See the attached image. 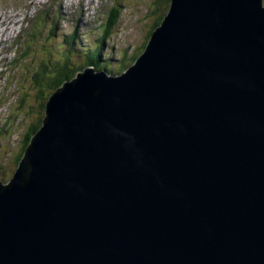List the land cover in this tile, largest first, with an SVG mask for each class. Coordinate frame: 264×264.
<instances>
[{
    "label": "water",
    "instance_id": "water-1",
    "mask_svg": "<svg viewBox=\"0 0 264 264\" xmlns=\"http://www.w3.org/2000/svg\"><path fill=\"white\" fill-rule=\"evenodd\" d=\"M131 68L46 104L0 264H264V7L170 0Z\"/></svg>",
    "mask_w": 264,
    "mask_h": 264
},
{
    "label": "rangeland",
    "instance_id": "rangeland-1",
    "mask_svg": "<svg viewBox=\"0 0 264 264\" xmlns=\"http://www.w3.org/2000/svg\"><path fill=\"white\" fill-rule=\"evenodd\" d=\"M261 1L264 7V0ZM167 8L169 5L164 3L159 6L157 0H0V33L5 36V38L0 37V48H4V52L8 51L10 44L13 47L16 44L12 42L14 34L20 37L18 39L20 43L26 41V36H22L23 32H20L26 23L23 24L22 21L18 22L19 19L16 20L17 13L26 12L29 23H38V20L42 19L45 21L44 35L38 41H32V44L26 42L21 50H9L10 55L4 52L0 53V184L8 185L14 176L29 146L22 153L26 136L30 134L28 143L30 144L34 136L42 129L45 116L42 106L40 107L41 103L47 104L48 99L63 84H69L76 79L77 74H82L85 70L90 69H81L71 80L63 82L51 95L43 90L41 94L43 97L40 96L38 100L32 99L28 103L29 105L26 103L22 105L18 99V105L15 106L14 101L21 96L24 97L27 94L29 97L35 98L34 89L36 87L31 85L30 80L33 74L38 73L42 62L49 63L48 66L52 70L55 69L52 67L56 64L68 69L78 68L77 65L83 59L81 64L85 65V58L80 54L73 55V62H64L62 59V53L65 50L63 37L72 34L75 38L74 51L81 53L82 45L84 49H91L90 38L95 46L101 43L102 36H106L102 57H108L109 68L114 70L112 74L114 76L119 72L115 70L117 66L122 65L128 68L135 64H130V60L142 53L155 19L159 15L165 14L169 10ZM45 9H50V12L46 11V17L44 16ZM111 16L118 19L112 22ZM10 19L11 22L17 21L12 25L13 28L8 24ZM1 23H5L13 31L7 35ZM31 27L33 29L40 28L37 25H31ZM51 27L54 28L53 35L49 33ZM108 27L109 31L106 35ZM77 37L80 38L81 43L76 41ZM11 54H15L14 58L11 57ZM121 56L126 57L123 59V63ZM12 59L13 63L10 62ZM8 63H11L10 66L15 69H9ZM32 71L35 73L31 74ZM24 74L27 76L24 77ZM47 74L50 76V71H47ZM4 85H8V93L5 90L4 92L6 95L12 94V101H3L5 98H2L1 92L3 93ZM47 89L45 88V90ZM28 110H30L29 114H27Z\"/></svg>",
    "mask_w": 264,
    "mask_h": 264
},
{
    "label": "trees",
    "instance_id": "trees-1",
    "mask_svg": "<svg viewBox=\"0 0 264 264\" xmlns=\"http://www.w3.org/2000/svg\"><path fill=\"white\" fill-rule=\"evenodd\" d=\"M158 5L162 6L164 3H166V5L170 4V0H157ZM168 9V8H167ZM167 13V11H166ZM166 13L159 15L154 22L153 27L151 28V30L149 31V35H148V40L151 38V36L153 35L154 31L156 30V28L162 23ZM111 21L114 22V20L116 21V19L114 16H111ZM110 26V24L108 25ZM111 29V26H110ZM107 31H109V27L106 30V35H107ZM53 33V30L51 31L50 34ZM106 38V36H102V40L101 43L99 45H95L92 47L91 50H89L91 53L89 54H83L84 58H85V65H82L81 62L84 60H80V64L77 65L78 68L75 69H68L65 67H59L57 64L54 65L52 68H55L54 70H52L47 62H42L41 65L39 66V70L37 71L38 73H35L34 71L32 72L33 76L31 78V85H33L34 87H36L34 89V91L36 92L34 94L35 98H31L29 97L27 94L26 96L22 97L21 96V104L23 105V103H26L27 105H29L28 103L32 100V99H37L40 98V96H42V91L44 90L45 92H49V95L53 94L54 91H56L63 82L67 81V80H71L74 75L76 73H78V71H81V69H87V68H93L96 72H104L107 75H112L114 72V70H111V68H109V64H108V57L104 58L102 57V46L104 45V42H106V40L104 39ZM147 40V42H148ZM74 42V40H73ZM146 42V43H147ZM67 47L65 48L64 52H67V50H70V53H67L66 56H64L62 54V59L64 60V62H68L71 63L73 62V57L77 54L82 55L81 53H76L74 51V48H71L70 42L67 41ZM64 46V45H63ZM89 47V46H87ZM146 47V44L145 46ZM86 50H88L87 48H85V52ZM144 51V49H143ZM142 51V52H143ZM74 55V56H73ZM140 55V54H139ZM138 56H135L132 60H130L131 62H129L130 64L134 63L136 61V59H138ZM121 61L123 63V59H125L126 57L121 56ZM127 67H123L122 65L117 66V68L115 70H118L119 72H117V75L123 73L126 70ZM125 69V70H124ZM47 71H50V76L49 74H47ZM33 83V84H32ZM45 88H48L47 90H45ZM37 95V97H36ZM39 96V97H38ZM43 97V96H42ZM42 106V110L43 113L45 115V111H46V103L44 102L43 104L41 103L40 107ZM28 107V106H27ZM30 110H28L27 114H29ZM26 142L24 144V148H23V152L25 151L26 147L29 145V141H30V134H28L25 138Z\"/></svg>",
    "mask_w": 264,
    "mask_h": 264
},
{
    "label": "bare ground",
    "instance_id": "bare-ground-1",
    "mask_svg": "<svg viewBox=\"0 0 264 264\" xmlns=\"http://www.w3.org/2000/svg\"><path fill=\"white\" fill-rule=\"evenodd\" d=\"M18 15L17 16H19V17H16V20H18L19 19V21L18 22H20V21H22V23L24 24V23H29V18H28V14H26V12L25 13H17ZM14 17V16H13ZM8 20V19H7ZM12 20L10 19V22L8 23V24H10L11 25V27L13 28V26L12 25H14V24H16V22H11ZM1 25L2 26H4V30L6 31V34L8 35V34H10L12 31H13V29H11L8 25H6L5 23H1ZM19 28H21V27H19ZM157 28H159V26L157 27ZM157 28H156V30H157ZM20 30V29H19ZM14 32H15V29H14ZM19 32V31H18ZM1 36H3L1 33H0V37ZM3 38H5V36H3ZM148 41H150V40H148ZM12 42H13V40H12ZM14 44H15V42H13ZM147 45H148V42H147V44H146V47H147ZM144 49H146V48H144ZM0 50L2 51V52H4L5 51V49L4 48H0ZM8 54L10 55V53H9V51H8ZM14 58V57H13ZM136 61H137V59H136ZM135 61V62H136ZM11 63H13L14 62V60L12 59V61H10ZM134 62V63H135ZM130 68H131V66H130ZM89 69V68H88ZM129 69V67L126 69V70H128ZM90 70V69H89ZM80 74V73H79ZM114 76H117V75H114Z\"/></svg>",
    "mask_w": 264,
    "mask_h": 264
}]
</instances>
